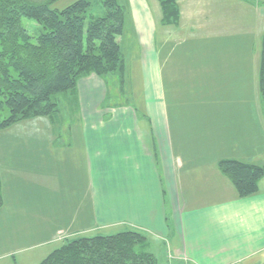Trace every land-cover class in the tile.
<instances>
[{"label":"crops","instance_id":"0c3cea01","mask_svg":"<svg viewBox=\"0 0 264 264\" xmlns=\"http://www.w3.org/2000/svg\"><path fill=\"white\" fill-rule=\"evenodd\" d=\"M177 2L179 22L165 26L156 0H129L127 35L141 60L134 102H107L106 78H81L77 94L65 100L67 136H54L46 150L44 144L23 147L5 157L11 158L0 172L5 228L13 218L29 223L35 216L39 224L31 246L27 242L2 254L10 255V264L25 262L26 257L13 254L24 248L130 229L146 236L144 250L155 255L157 264H264V176L255 194L240 198L218 168L225 159L264 165L263 136H240L238 128L230 132L224 125L222 119L245 104L199 103L197 120L168 112L165 94L171 80L163 69L169 58L159 54L161 48L170 50L173 31L182 39L189 31L204 30L212 39L241 35L242 45L254 39L261 44L264 0ZM230 11L240 16V27L228 19ZM224 57L233 63L221 75L213 71L206 88L246 92L258 82L259 55L257 65L249 52ZM180 73L185 91L204 87L205 78L198 82L191 68ZM60 113L50 119L55 123ZM25 137L22 141L32 140Z\"/></svg>","mask_w":264,"mask_h":264},{"label":"trees","instance_id":"16d2710c","mask_svg":"<svg viewBox=\"0 0 264 264\" xmlns=\"http://www.w3.org/2000/svg\"><path fill=\"white\" fill-rule=\"evenodd\" d=\"M55 1L0 0V129L33 117L56 118L59 104L77 94L81 78L117 74L122 81L125 75L117 37L129 14L126 0H76L60 10L51 8ZM156 1L160 23L177 25V0ZM24 20L38 33H30ZM258 89L264 100V31ZM218 168L240 198L255 194L264 176V165L235 159L221 160ZM146 241L134 229L76 237L38 264H157L155 255L144 250Z\"/></svg>","mask_w":264,"mask_h":264},{"label":"rangeland","instance_id":"374dc122","mask_svg":"<svg viewBox=\"0 0 264 264\" xmlns=\"http://www.w3.org/2000/svg\"><path fill=\"white\" fill-rule=\"evenodd\" d=\"M75 1L76 0H57L51 5V8L60 10ZM120 2L122 1L120 0ZM126 3L129 14H126L123 34L117 37L118 41L122 40L121 51L125 63L126 73L122 81H120V77L117 74H111L106 77L105 80L110 95L106 98L107 102H134L140 94V53L138 48H135V45H133V41L129 39L127 35L131 29V9L129 0H126ZM97 12L100 13V10L98 9ZM226 15L229 16L228 19H230V22H233L237 27H240L242 20L237 13L230 11V13ZM23 23L27 26L30 33H38L34 23H31L28 20H24ZM186 36L187 37L185 39H182L181 37H178L175 31H173L170 41V45H172L170 50H167V48H161L159 50V54H161V56L165 53L168 54L169 58L165 68L163 69L165 76L168 75L169 80H171V83L168 84L167 92L165 94L168 104L167 111L171 114L174 110V113H187L189 114L190 119L193 118V120H197L196 112L199 111V109H197V104L199 103L214 101L245 104L240 109H235L233 115L226 117L224 120L222 119V121H224V125L229 126L230 132L238 128V135L240 136L244 134L247 136L250 134L251 136H263L262 139H264V100L259 93L258 82L252 83L246 92H213L206 88L207 85L212 84L213 71L221 75L223 72L228 70L227 65L233 63L225 59L224 55H234L236 53L249 52L251 55L256 57V62L254 59V63L257 65L258 55L260 54L261 50L260 42L254 43V39L252 40L254 41L253 44L242 45V39L245 38L241 35L231 38L220 34L219 37L212 39L206 36L204 30H197L193 32L189 31V35L186 33ZM249 40L251 41V39H246L243 41L246 43L249 42ZM252 63L253 60L250 61V64ZM185 68L192 69V75L195 77V79L197 78L198 82H202V77L205 78L203 82V88L197 92L184 90L180 82V80H183L184 77L181 75L180 71L185 70ZM255 72L256 71L253 72L254 76ZM219 79H221V77H219ZM65 100L59 104L58 112L61 113L57 117L55 123L48 117H33L15 122L4 129H0L1 174H4L3 161L11 159L5 158L6 156L11 155V150H14L17 153L19 150H23V147H25V150L41 149L43 144L46 150V147H49L52 142L55 143L56 139L54 136H67L65 133L63 134V132H66L67 130L66 127L70 112L69 108L67 109L66 107ZM229 128L227 132H229ZM54 129L56 130V133L52 131ZM23 136H28L25 138L32 140H29L28 142L22 141V139H24ZM24 144L25 146H23ZM31 154L36 160L35 153ZM15 172L18 175V170H15ZM29 218L31 220L29 223L28 221L24 222L25 220H21V222L17 223L15 220L13 221V218L10 221L12 222V225L9 224L7 230L4 224L8 223V221L4 220L6 218H3L2 213H0V236H3L2 240L0 241V264L11 263L12 258L10 255H8L6 258L2 256V254H4L7 250L15 247H23L28 243L30 245V243L37 239L36 229L39 224H37L35 216H31ZM25 224L27 225L26 227ZM9 231L10 234L7 240V237L5 236ZM106 233L113 234L115 232ZM9 240L11 244L9 242L5 244ZM58 245L59 242H54L50 245L24 248L21 249L24 251L20 250V252L18 251V253L13 254L17 259L26 257L24 263L18 264H38Z\"/></svg>","mask_w":264,"mask_h":264}]
</instances>
